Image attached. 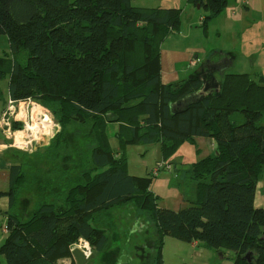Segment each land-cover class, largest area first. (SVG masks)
Listing matches in <instances>:
<instances>
[{"label": "trees", "instance_id": "trees-1", "mask_svg": "<svg viewBox=\"0 0 264 264\" xmlns=\"http://www.w3.org/2000/svg\"><path fill=\"white\" fill-rule=\"evenodd\" d=\"M133 1L0 0V35L8 37L10 49L0 56V81L10 78L13 101L58 103L63 113L54 112L64 126L73 120L92 124L96 175L86 177L99 188L91 199V186L77 191L71 207L42 203L27 219L10 212L0 254L7 264H58L56 257L68 256L75 237L87 240L96 253L105 252L109 238L105 229L92 224L94 214L133 200L148 211L156 229L155 264H164L166 237L231 250L233 264H264V209L255 207L257 183L264 174V76L227 70L220 75L224 64H217L223 58L219 54L228 56L220 52L189 78L162 84L160 47L179 32L182 10L140 8ZM188 1L209 8L215 17L231 0ZM149 24L161 39L157 47L149 45L151 61L146 67L126 63L124 55L135 47L136 58L143 46L140 39L129 45L133 32L141 26L143 33ZM112 125L119 126L115 137L120 144L127 138L160 144L164 161L198 137L215 141L216 153L179 179L186 205L159 207L160 197L150 186L158 176L129 175L125 146L114 152L109 143ZM20 178L21 166L13 165L10 190L0 192V198H9L11 210L18 204ZM65 220L72 225L63 238Z\"/></svg>", "mask_w": 264, "mask_h": 264}, {"label": "rangeland", "instance_id": "rangeland-1", "mask_svg": "<svg viewBox=\"0 0 264 264\" xmlns=\"http://www.w3.org/2000/svg\"><path fill=\"white\" fill-rule=\"evenodd\" d=\"M161 1L164 0H134L132 4L135 7L150 8L149 6H154L155 2ZM176 3L179 6L177 8L182 10L180 29L191 25L200 26L201 19L206 21L207 18H211L207 20L206 31L203 29L206 36L204 45L213 51L211 55L214 57H216L214 50L232 48V52L239 55L238 63L232 69V73L248 74L253 78L264 76L263 0L261 6L257 1H252L250 10L246 9L245 5L235 10L234 0H231L224 11L215 17H212L211 10L205 6L198 7L188 0H177ZM256 4L259 6L258 9L255 7ZM140 29L141 26L133 32L132 40L129 42L130 46H135L136 39L141 40L143 46L139 54L134 58L135 55L132 53L135 52L134 47L132 52L130 49L124 55L123 61L146 67L151 61L152 54L151 49L148 50L149 45L154 43L156 46L161 39L154 24L147 25L143 33ZM175 33L177 30L172 34ZM8 48V37L0 36V54L2 55ZM148 57H150L149 61ZM22 58L26 59L27 53H24ZM151 67L153 68L152 65ZM199 69L198 66L192 70V73ZM0 83L3 97L7 100L5 82ZM31 100L40 108L39 114L48 116L49 122L42 123V117L32 109V105L27 108V105L22 104L20 110L17 107L16 112L11 116L8 109L6 111L7 119L11 118L12 129L17 130L15 140L8 135L5 140L6 148L13 154L15 162L21 166V178L17 184L18 214L21 218L26 213L31 216L45 202L55 203L58 207H71L69 202L72 196L77 191H83L85 186H91V189L87 190L89 199L94 198L99 192L97 184L90 183L86 177L90 175L93 178L96 175L91 163L92 151L96 145L92 124L73 120L71 124L64 126L55 114V112L63 113L58 103L49 99L48 103ZM37 129L41 130L40 134L37 133ZM117 144V139H113V146ZM123 146L127 152L126 169L129 175L143 179H151V172L158 166L159 161L169 165V162H174L181 155L195 153V146L185 143L170 161L166 160L167 163L162 157L160 144L148 146L134 141L133 138H127L125 144L124 142L120 144V149ZM120 156L117 154L116 158ZM169 173L173 174L169 169H163L157 178H152L150 185L154 191L160 193V205L163 207L171 206V195L165 196V192L159 190L158 186L160 189L177 188L174 176L173 178L166 176ZM149 220L148 211L140 208L133 200L119 207L96 212L92 224L106 230L109 245L102 253H96L92 249L94 257L87 264H155V243L153 237L147 238L149 230L146 229V223ZM71 225L70 220L61 223L63 238L65 231ZM140 231L142 233H139ZM149 234L151 235V231ZM82 239L84 238H73V243L69 245L68 256L58 255L57 263L69 264V258H72L71 264H76L72 249L78 248ZM197 244L166 237L162 252L164 264H233L235 259L233 251L206 247L202 242ZM89 245L92 248L90 243ZM221 252L225 254V258L221 257Z\"/></svg>", "mask_w": 264, "mask_h": 264}, {"label": "crops", "instance_id": "crops-1", "mask_svg": "<svg viewBox=\"0 0 264 264\" xmlns=\"http://www.w3.org/2000/svg\"><path fill=\"white\" fill-rule=\"evenodd\" d=\"M176 1L177 0H164L161 2H155L154 6H149V7L150 8L161 7L166 9L177 8L179 6L178 3H176ZM252 1L255 2L257 1V4L259 3L261 6L262 0H234L235 3L234 8L235 10H238L241 8L242 5L243 6L245 5L246 9L250 10L252 7L251 4ZM257 4L255 5V7L258 9L259 6ZM202 21L203 19L199 21L201 27L194 25H191L189 27H184L183 29H180L179 32L170 35L162 43L160 47V55L158 59L159 73L162 84L168 85L189 78L197 71L196 70L194 73H192L193 72L192 70L196 69L198 66L200 67L199 70H201L202 67H204V65L207 63V61L210 60V57L213 56L211 55L213 51L209 50L204 45V39L206 36L203 30L204 28L201 25ZM232 23H234V21ZM9 50L10 49L8 48V50L5 51L2 55H5L6 52H9ZM232 50H233L232 48L231 49L218 48L217 50H214L216 52L215 55L220 52L229 54V56H226L227 58L224 57V55L219 54V56L223 57L220 60L225 62L223 67L227 70V73L231 72L232 69L236 67L239 59V55L236 54L235 52H232ZM2 55L0 54V56ZM191 61H193L192 65H191ZM2 81L5 82V88L8 94H7V100H5L0 85V121L2 120L7 110V107L9 106V102L12 100L9 93L10 78L4 79ZM117 130L118 127H114V125L110 126L109 129H107L109 134V143L114 152L118 151V149L120 148L119 140L115 137ZM0 134H1L0 135V192H8L11 186V167L13 165H16L17 163L14 160L13 154L10 153V150L8 148H6V140H5L6 135L2 131L1 127H0ZM113 139H117L118 142L117 146H113ZM192 145L195 146L194 149L195 153H192V155H188V154L181 155L174 162L171 163L169 162V165L171 164L172 167L174 168V172L173 174L170 173L166 174V176L170 178L171 177L173 178L174 176L175 185L177 186V188L172 187V188L164 189L162 187L160 189V186H158L159 190L165 192V196L167 194L171 195L170 201L172 204L171 206H168L166 208L177 210L187 204L186 199L182 195L181 189L179 188V181H180L179 179H183L184 177H186L188 175L187 173L190 171L191 167L195 163L206 157L214 155L217 149V145L215 141L210 138L198 137L195 139V144ZM183 146H181L178 151H180L181 148H183ZM151 190L153 189L151 188ZM153 192L159 197H161L159 192H156L154 190ZM192 195L190 197H192ZM159 207H163L162 205H160V201H159ZM255 207L258 209H264V174L261 176V178L257 183V189L255 193ZM10 212H14L18 214V204L15 206V208H13V210H11L9 208V198L6 196L0 198V246L3 244V242L8 236V230L6 229V227H7L8 214ZM22 217L23 219H27L30 216H28V214L26 213ZM146 225H147L146 229L149 230L147 232L149 237L147 235L146 236L147 238L153 237V241H154L157 237V232L154 227V224L151 222V219L147 221ZM150 231H151V235L149 234ZM139 233H142V231H140ZM71 263H72V258H69V264ZM0 264H7L5 257L1 254H0Z\"/></svg>", "mask_w": 264, "mask_h": 264}, {"label": "built area", "instance_id": "built-area-1", "mask_svg": "<svg viewBox=\"0 0 264 264\" xmlns=\"http://www.w3.org/2000/svg\"><path fill=\"white\" fill-rule=\"evenodd\" d=\"M192 64H193V61H191V65ZM22 104L23 105H27V108H29L32 105L33 106L32 109H35V106H37L36 104L33 103V101L31 99H27V100H24V101H13V100H11L9 102V106H8V112H9L10 116L16 112V108L17 107L20 110V107H21ZM6 115H7V113L4 114L2 120L0 121V127H1L2 131L5 133V135H8V136H10V138L15 140L17 130L12 129L11 118L7 119ZM37 133L40 134V130L37 131ZM166 168L169 169V170L171 169L169 165L167 166L164 163H159L158 166L153 169L151 174H152V176L153 175L154 176H159L160 172L163 169H166ZM6 229H7V227H6ZM82 240L83 241L80 242V246H84L85 245L86 248H80V249L85 251V253L87 255L91 254L92 253V248L90 247L89 242H87L84 239H82ZM195 245H197V243H195Z\"/></svg>", "mask_w": 264, "mask_h": 264}, {"label": "water", "instance_id": "water-1", "mask_svg": "<svg viewBox=\"0 0 264 264\" xmlns=\"http://www.w3.org/2000/svg\"><path fill=\"white\" fill-rule=\"evenodd\" d=\"M198 7H201V6L198 5ZM228 56H229V54H228ZM231 56H233V55H231ZM225 71H226L225 68L220 70V75H223ZM72 255L76 261V264H87L88 261H90L94 257L93 253L87 255L85 253V251H83L82 249L77 248V247L72 249ZM221 257H222V255H221Z\"/></svg>", "mask_w": 264, "mask_h": 264}, {"label": "bare ground", "instance_id": "bare-ground-1", "mask_svg": "<svg viewBox=\"0 0 264 264\" xmlns=\"http://www.w3.org/2000/svg\"><path fill=\"white\" fill-rule=\"evenodd\" d=\"M35 112H37L39 114V112L41 113V110L39 107L35 106ZM42 118H41V122L45 123V122H49V118L48 116H46L45 114H39ZM37 122V121H36ZM40 129H37L36 131H39ZM41 131V130H40ZM52 132V131H51ZM78 248H86V246H79Z\"/></svg>", "mask_w": 264, "mask_h": 264}, {"label": "flooded vegetation", "instance_id": "flooded-vegetation-1", "mask_svg": "<svg viewBox=\"0 0 264 264\" xmlns=\"http://www.w3.org/2000/svg\"><path fill=\"white\" fill-rule=\"evenodd\" d=\"M217 64L218 65H223V64H225V62L224 61H222V60H219V61H217ZM208 66V63L206 64V67Z\"/></svg>", "mask_w": 264, "mask_h": 264}]
</instances>
